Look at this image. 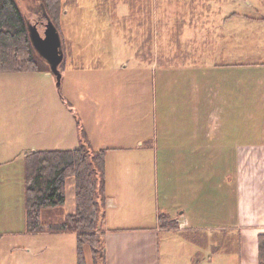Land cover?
<instances>
[{
    "label": "crops",
    "instance_id": "obj_1",
    "mask_svg": "<svg viewBox=\"0 0 264 264\" xmlns=\"http://www.w3.org/2000/svg\"><path fill=\"white\" fill-rule=\"evenodd\" d=\"M182 1L188 6L176 0L172 9L175 30L160 20L152 24L157 33L176 32L171 42L152 43L153 57L143 46L123 42L133 69L147 77L144 86L127 87L131 79L114 64L93 68L90 108L74 112L62 99L60 114L76 121L70 133L64 125L53 129L45 110L36 111L42 118L36 120L28 109L35 113L28 141L17 142L14 151L12 143L0 141V170L30 152L79 148L85 133L93 150H107V264H258L264 234V72L243 87L246 74L223 75V64L264 70V39L257 47L235 46L241 49L233 52L237 59L223 62V19L254 22L250 14L223 10V0ZM236 113L245 114L239 119ZM53 138L65 146H51ZM226 161L231 165L223 199ZM162 214L179 228L163 229ZM183 221L187 226L181 227ZM223 224L239 235L230 259L223 258Z\"/></svg>",
    "mask_w": 264,
    "mask_h": 264
},
{
    "label": "rangeland",
    "instance_id": "obj_2",
    "mask_svg": "<svg viewBox=\"0 0 264 264\" xmlns=\"http://www.w3.org/2000/svg\"><path fill=\"white\" fill-rule=\"evenodd\" d=\"M16 1L29 26L36 25L43 37L48 21L55 24L61 36L65 57L60 66L61 87L57 86L54 75L45 72L0 73V141H5L6 146L12 143V151L17 142L21 141L20 145H25L30 136L28 129L33 121L31 116H35V113H28V109L39 111V114H43L45 110L46 120L50 121L53 129L64 125L65 130L70 133L76 121L71 117H63L59 110L67 103L74 106V112L77 108L79 112H82L84 107L90 108L93 68L100 69L114 64L123 69L121 73L131 79L127 87L144 86L147 77L141 76L139 71L133 69L128 49L123 47V42H132L135 46L141 45L153 57L152 43L156 39L171 42L176 33L170 30L157 33L156 26H152L156 20H160L166 23L168 28L175 30L178 16L172 12V9L176 7V0H62L60 20L51 15L46 0ZM179 2L188 6L187 1L179 0ZM223 10L227 12L239 10L244 14H250V20L254 21L248 22L247 18L236 21L233 19L237 18L233 16L223 19V50L228 52L223 55V62L235 61L237 58L233 52L241 51L240 47L235 46L245 44L257 47L259 41L264 39V33L261 31L264 26V0L235 2L223 0ZM140 21L145 23L142 28ZM193 35L198 33L194 32ZM256 49L254 51L257 54ZM46 64L48 65L47 62ZM256 66L224 63L223 75L236 77L237 74L239 77H245L246 74L247 79L240 80L242 82L240 85L250 87L249 77L257 72H264ZM151 72L149 69L150 75ZM68 95L71 100L66 98ZM39 114L36 112V120L42 119ZM225 114L223 112V115ZM236 114L240 119L241 114L245 113ZM214 115H218V112ZM51 146H65V144L59 143V138H53ZM230 165L231 161L223 162V199L226 198L227 189L224 182L225 169ZM75 197V179L71 176L67 180L64 207L62 210L44 211L43 222L52 225L63 223L65 214L76 211ZM223 207H225L224 202ZM103 226L105 228V224ZM184 226H187V223L183 221L181 227ZM230 226L232 225L223 224V258L226 259L232 258L239 248V235ZM21 230H26V186L24 157L18 156L0 170V264H77L75 233L30 235L26 231L25 234H21ZM86 255L88 264H92V256L88 248ZM161 258H163L162 253ZM114 264L119 262L116 260Z\"/></svg>",
    "mask_w": 264,
    "mask_h": 264
},
{
    "label": "trees",
    "instance_id": "obj_3",
    "mask_svg": "<svg viewBox=\"0 0 264 264\" xmlns=\"http://www.w3.org/2000/svg\"><path fill=\"white\" fill-rule=\"evenodd\" d=\"M46 3L51 15L60 20L62 0ZM3 72H50L33 47L29 23L16 0H0V73ZM106 153L107 150H93L83 133L79 148L40 150L24 157L26 232L75 233L77 264H88L87 248L92 264H107V230L103 226L107 201ZM71 176L75 179L76 211L65 214L61 224L44 223V211L62 209L65 205L67 180ZM159 221L163 229L179 228L169 215L162 214ZM259 264H264V234L259 236Z\"/></svg>",
    "mask_w": 264,
    "mask_h": 264
},
{
    "label": "water",
    "instance_id": "obj_4",
    "mask_svg": "<svg viewBox=\"0 0 264 264\" xmlns=\"http://www.w3.org/2000/svg\"><path fill=\"white\" fill-rule=\"evenodd\" d=\"M29 32L34 49L46 60L50 66V74L56 77L57 86L61 87L62 72L60 66L64 61V53L61 36L57 27L49 20L44 37L36 25L29 26Z\"/></svg>",
    "mask_w": 264,
    "mask_h": 264
}]
</instances>
